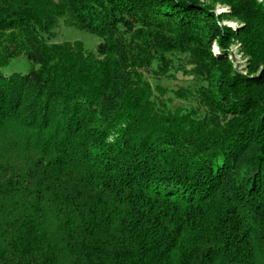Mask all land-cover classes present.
Listing matches in <instances>:
<instances>
[{"label": "trees", "instance_id": "obj_1", "mask_svg": "<svg viewBox=\"0 0 264 264\" xmlns=\"http://www.w3.org/2000/svg\"><path fill=\"white\" fill-rule=\"evenodd\" d=\"M215 1L246 26L202 0H0V264H264V18ZM61 20L95 50L52 43Z\"/></svg>", "mask_w": 264, "mask_h": 264}, {"label": "rangeland", "instance_id": "obj_2", "mask_svg": "<svg viewBox=\"0 0 264 264\" xmlns=\"http://www.w3.org/2000/svg\"><path fill=\"white\" fill-rule=\"evenodd\" d=\"M204 3L213 4L215 6V12L218 15H232L235 16L237 13V17H232L227 20H223L220 22L221 26H227L234 29H240L246 26L243 19L246 16V12H242L244 7H240L235 11L233 6L228 4H221L217 3L215 0H202ZM253 3L250 4L251 8V17L255 18H264V0H252ZM239 9V11H238ZM246 11V10H245ZM249 18V17H246ZM245 18V19H246ZM81 42L85 45V47L93 51L95 50L96 46L100 43V40L91 35L90 33L82 30H78L73 27H69L66 23L61 20L58 27L55 29V34L51 39L52 43H64V42ZM214 53L219 56L223 57V53L220 48H218L217 44L213 46ZM226 57L228 58L229 63H231L234 72L239 74L248 75V67L251 64L252 59L247 53L246 45H242L240 42L235 41L231 44L229 50L226 53ZM31 68V64L27 62L25 57H20L18 60L12 62L9 66L5 67L2 72L4 75L9 76L12 73H27ZM192 78L191 76L185 77L183 73L180 71L176 74L175 79L163 78L162 80H153L150 79L153 87L155 88L156 85H161L164 89H172L183 85L187 87V85H192Z\"/></svg>", "mask_w": 264, "mask_h": 264}]
</instances>
